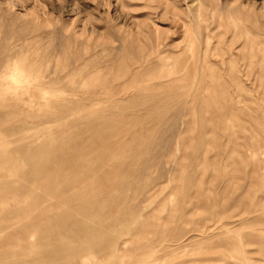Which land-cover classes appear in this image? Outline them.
<instances>
[{"label":"rangeland","instance_id":"374dc122","mask_svg":"<svg viewBox=\"0 0 264 264\" xmlns=\"http://www.w3.org/2000/svg\"><path fill=\"white\" fill-rule=\"evenodd\" d=\"M0 264H264V0H0Z\"/></svg>","mask_w":264,"mask_h":264},{"label":"clouds","instance_id":"9594fccd","mask_svg":"<svg viewBox=\"0 0 264 264\" xmlns=\"http://www.w3.org/2000/svg\"><path fill=\"white\" fill-rule=\"evenodd\" d=\"M43 80V73L30 63L28 57L17 58L10 61L3 72H0V95L25 98L35 94L41 104L50 105L60 99L62 94L45 86ZM80 264H111V262L90 252L81 258Z\"/></svg>","mask_w":264,"mask_h":264}]
</instances>
